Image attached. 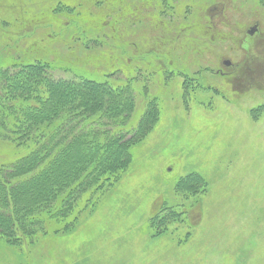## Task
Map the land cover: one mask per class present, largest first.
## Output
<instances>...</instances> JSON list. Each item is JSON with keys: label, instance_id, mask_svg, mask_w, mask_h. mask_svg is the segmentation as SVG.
I'll return each instance as SVG.
<instances>
[{"label": "rangeland", "instance_id": "374dc122", "mask_svg": "<svg viewBox=\"0 0 264 264\" xmlns=\"http://www.w3.org/2000/svg\"><path fill=\"white\" fill-rule=\"evenodd\" d=\"M64 1L76 9L0 0V67L131 76L132 122L154 98L159 118L68 232L22 248L0 239V264H264V2L128 0L109 17L112 0ZM26 151L0 139V163ZM170 209L178 222L153 236L150 217Z\"/></svg>", "mask_w": 264, "mask_h": 264}, {"label": "trees", "instance_id": "16d2710c", "mask_svg": "<svg viewBox=\"0 0 264 264\" xmlns=\"http://www.w3.org/2000/svg\"><path fill=\"white\" fill-rule=\"evenodd\" d=\"M121 4L129 2L112 0L107 16ZM51 9L68 14L76 8L57 0ZM50 67L41 60L0 67V139L27 148L20 157L0 163V239L19 248L68 232L93 197L128 169L132 147L159 118L154 98L132 122L136 100L131 76L119 83L109 79L114 71L99 80L84 74L56 78L48 73ZM177 219L172 209L153 214V236Z\"/></svg>", "mask_w": 264, "mask_h": 264}, {"label": "water", "instance_id": "95a60500", "mask_svg": "<svg viewBox=\"0 0 264 264\" xmlns=\"http://www.w3.org/2000/svg\"><path fill=\"white\" fill-rule=\"evenodd\" d=\"M256 27H257V24H254V25L250 26V28L248 29V33L252 34L256 30ZM229 63H230L229 59H225L224 60V64L225 65H228Z\"/></svg>", "mask_w": 264, "mask_h": 264}, {"label": "flooded vegetation", "instance_id": "af4514ba", "mask_svg": "<svg viewBox=\"0 0 264 264\" xmlns=\"http://www.w3.org/2000/svg\"><path fill=\"white\" fill-rule=\"evenodd\" d=\"M248 32V31H247ZM249 34V33H248ZM252 34H254V32L252 33ZM252 34H250V35H252ZM224 63V62H223ZM227 66H233V64L230 62ZM216 73L217 74H221V75H223L224 74V72L222 71V70H220V69H218V70H216Z\"/></svg>", "mask_w": 264, "mask_h": 264}]
</instances>
